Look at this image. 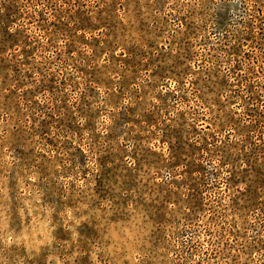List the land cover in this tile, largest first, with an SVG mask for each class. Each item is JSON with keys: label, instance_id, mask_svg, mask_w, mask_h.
<instances>
[{"label": "rangeland", "instance_id": "374dc122", "mask_svg": "<svg viewBox=\"0 0 264 264\" xmlns=\"http://www.w3.org/2000/svg\"><path fill=\"white\" fill-rule=\"evenodd\" d=\"M0 264H264V0H0Z\"/></svg>", "mask_w": 264, "mask_h": 264}]
</instances>
